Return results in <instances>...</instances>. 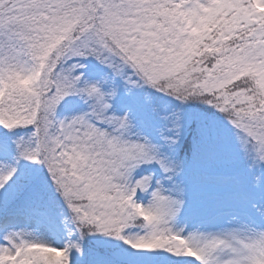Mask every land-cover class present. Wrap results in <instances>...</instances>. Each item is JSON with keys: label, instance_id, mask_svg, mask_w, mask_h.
Masks as SVG:
<instances>
[{"label": "snow or ice", "instance_id": "1", "mask_svg": "<svg viewBox=\"0 0 264 264\" xmlns=\"http://www.w3.org/2000/svg\"><path fill=\"white\" fill-rule=\"evenodd\" d=\"M0 264H264V0H0Z\"/></svg>", "mask_w": 264, "mask_h": 264}]
</instances>
